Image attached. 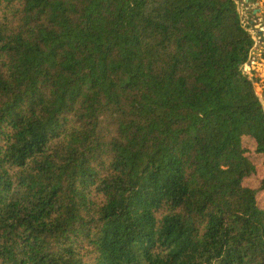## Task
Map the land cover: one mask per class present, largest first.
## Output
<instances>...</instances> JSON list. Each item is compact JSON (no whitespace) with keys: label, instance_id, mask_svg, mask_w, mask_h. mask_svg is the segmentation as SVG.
Returning <instances> with one entry per match:
<instances>
[{"label":"trees","instance_id":"16d2710c","mask_svg":"<svg viewBox=\"0 0 264 264\" xmlns=\"http://www.w3.org/2000/svg\"><path fill=\"white\" fill-rule=\"evenodd\" d=\"M237 1L0 0V264H264Z\"/></svg>","mask_w":264,"mask_h":264},{"label":"rangeland","instance_id":"374dc122","mask_svg":"<svg viewBox=\"0 0 264 264\" xmlns=\"http://www.w3.org/2000/svg\"><path fill=\"white\" fill-rule=\"evenodd\" d=\"M245 0H238V11L244 27L252 35L255 45L250 61L243 67V72L253 81L256 95L264 106V0H257L246 5ZM252 9V10H251ZM242 146L245 157L254 166V173L243 180V185L257 190L256 199L259 208L264 207V192L259 187L264 180V155L254 152L255 143L250 137H243ZM91 261V255L84 257Z\"/></svg>","mask_w":264,"mask_h":264},{"label":"built area","instance_id":"2783aa9c","mask_svg":"<svg viewBox=\"0 0 264 264\" xmlns=\"http://www.w3.org/2000/svg\"><path fill=\"white\" fill-rule=\"evenodd\" d=\"M253 54V53H252ZM251 57H252V55H251ZM245 65H247V64H245ZM245 65L243 66V67H245ZM242 71H243V68H242ZM244 73V72H243ZM245 74V73H244Z\"/></svg>","mask_w":264,"mask_h":264},{"label":"bare ground","instance_id":"6f19581e","mask_svg":"<svg viewBox=\"0 0 264 264\" xmlns=\"http://www.w3.org/2000/svg\"><path fill=\"white\" fill-rule=\"evenodd\" d=\"M252 10V9H251Z\"/></svg>","mask_w":264,"mask_h":264}]
</instances>
